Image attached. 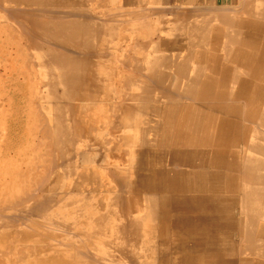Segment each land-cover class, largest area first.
<instances>
[{
    "label": "bare ground",
    "instance_id": "1",
    "mask_svg": "<svg viewBox=\"0 0 264 264\" xmlns=\"http://www.w3.org/2000/svg\"><path fill=\"white\" fill-rule=\"evenodd\" d=\"M129 1L125 0L121 8L114 10L111 9L113 6H105L108 10L101 11L99 5L97 12L103 18L100 20L95 13L98 19L89 16V0H6L7 6L9 3H21L29 8H39L38 12L43 14L46 13L45 9H50L55 14L65 11L68 13L66 18L55 16V20L50 22L28 18L31 19L28 24L34 26L37 32H42L50 41H55L49 47H43V43L41 46L40 42L33 45L42 54L48 71L50 68V81L45 86L51 91L56 104V124L54 128H47V133L44 134L52 138L54 143H51L56 147V153L66 159V163L60 166L68 168L62 171L63 168L59 167L61 161L58 164V155H54L58 161L55 163L58 167L54 175L59 181L65 174L80 176L78 181L76 179V182L60 187V190L64 189L61 197L65 206L56 212L55 221L72 232H77V236H74L84 241L86 237H96L94 233L101 228L98 224L112 223L113 227L102 231L104 234L99 236L105 238L106 234H111L112 238H119L115 248L121 254H128L121 242L124 237L128 238L135 249L132 256L123 255V258L130 260L132 264H138L140 256L151 260L143 264L157 263L156 258L160 254L153 258L151 253L158 246L153 247L149 243L155 236L162 241L161 250H164L161 252L160 264H264L263 248V257H243L245 252L261 254L258 244L264 242V226L258 225L259 221H264V161L256 158L257 155L264 157V85L250 84L239 74L241 71L264 73V0H238L240 5L236 12L228 7L222 8L223 5L218 1L212 6L213 10H207L201 7V0H186L178 9L185 12L166 13L174 16L173 32L167 38L162 35H158L157 39L147 36V41L135 37L131 47L141 49L143 58L123 63L122 58L120 61L117 56L122 54L118 53L120 47L114 44V48L108 41L103 42L104 35L109 30L122 29L118 15L139 19L140 24L144 21V16L147 15L146 22L150 19V14L133 13L131 9L128 11L129 7L125 10ZM9 7L11 8L10 5ZM122 8L124 10H120ZM73 10H79V13L72 15L75 14L71 12ZM20 11L21 9L18 12ZM107 11L111 14L107 15ZM0 13L5 16L2 11ZM135 14L139 16L136 17ZM13 16L11 17L14 18ZM20 21H16L17 24ZM138 23H134L135 27L129 33L132 34L141 27H138ZM145 23L143 25L146 26ZM22 25L20 24L21 27ZM123 26L127 27L126 23ZM34 29L32 31L28 28L32 31L31 34L37 35ZM213 31V36H209ZM115 39L118 40V37ZM100 40L103 43H99ZM62 44H67L72 49L66 50ZM206 45L211 48L209 51ZM134 47L130 49L133 50ZM161 50L165 54H160ZM95 59L100 61L99 66L95 64ZM108 59L113 67L111 71L101 66ZM173 73L177 78L175 82L172 79ZM15 82L10 84L18 85ZM255 85L258 86L259 93L252 96L248 90ZM60 89L62 92L57 93ZM152 89L157 91L150 92ZM28 99L24 101L26 105ZM252 102H256L254 104L257 108L247 109ZM244 105H247V111L242 113L241 107ZM16 107L22 108L18 105ZM24 111L27 112L23 109ZM5 116L2 117L5 119ZM142 118L150 120L143 122ZM255 118H258L257 126L263 128L262 131H256L254 126H245L246 121L251 122ZM254 135L256 141L253 142L251 138ZM77 137H81L82 141L77 142ZM242 141L246 144L240 148ZM89 147L90 150H99V159L93 160ZM244 152H247L246 157ZM251 154L255 157L250 156ZM4 162L2 165L7 166L8 162ZM24 162H21L22 165ZM94 163L98 171L84 169ZM11 167L8 168L9 171L13 168ZM22 176L19 175L21 178ZM12 178L13 174L11 180ZM6 186L4 188L9 185ZM55 186L47 188L46 192H50L46 194L50 196L51 192L54 193ZM8 190H5L6 194L10 191ZM40 190L43 191V188ZM7 200L10 201L8 198ZM61 211L64 213L60 214ZM3 219L8 220L7 216L0 215V226L6 227ZM71 221L74 223L71 224ZM73 224L76 228L72 227ZM234 232L240 236L243 250L234 251ZM26 234L0 231V242L13 245L9 254L16 257V262L13 263L12 258L5 256L0 264L31 263L26 256V249L20 247L25 240L26 243L32 242L31 236ZM49 235L52 237L53 234ZM56 237L53 235L52 238L57 240ZM221 239L225 245L220 243ZM89 244L82 242L64 253L56 249L55 252L60 255L55 254V259H42L39 262L82 264L76 255L83 253L90 247ZM67 246L70 244L67 243ZM222 249L228 250L232 257L239 253V260L228 261L226 257L222 258V252L218 251ZM5 260L10 263L4 262Z\"/></svg>",
    "mask_w": 264,
    "mask_h": 264
},
{
    "label": "rangeland",
    "instance_id": "2",
    "mask_svg": "<svg viewBox=\"0 0 264 264\" xmlns=\"http://www.w3.org/2000/svg\"><path fill=\"white\" fill-rule=\"evenodd\" d=\"M124 1L123 0L122 1L121 0H117L114 3V2H111V0H89L87 5L89 7V10L92 12V13L90 12L89 16L97 18V19H98V17H100V20H102L103 18H101V15L98 14V12H97V10H99L98 9L99 5H101V9H100L101 11L108 10V8H106L105 6H110V7L113 6V7H111V9L114 10V9L121 8V6H123L125 4ZM0 4L3 5V7H2V5H0V7L2 8V9L0 8V11H2L5 14V16H6L5 17L3 14L0 13V27H1L0 28V40H1L0 41V160H1L0 163L3 160L6 161V163L8 162L7 166H6V164L2 165L3 163H5L4 161L0 164L1 165L0 166V170H1L0 171V184L2 182L4 183V184L2 183L1 186H0L1 187V189H0V198L3 197L2 198L3 200L0 199V215L7 216V219H8L7 221L5 219H3L5 221L4 224H5L6 227L0 226V227L3 228V229H0V231L1 230H5V231H9V234L15 233L16 235H19V232H25V233H27L26 235L31 236L30 239H32L31 240L32 242L26 243V240H25V242H23V244H20L21 249H23V247L26 249V256L28 257V261L31 262L30 264H62V263H58V262L44 263V262H39V261H43L42 259H44V261H47V260H49L51 258H54V255L58 254V253L55 252L56 249L58 251H61L62 253H64L65 251H67L71 247L75 248L76 246H79L80 243H82V242L84 243L85 241L88 244L89 243L91 244V245L89 244L90 247L86 248L83 251V253H77V255H76L77 258L80 259L82 264H132V263L129 262L130 260L123 258V255H127V257L129 255L132 256L133 255L132 252L135 249L133 247V244L128 240V238L124 237L123 240L121 241L124 244V249L128 250V254H121V253H119L117 251V248H115V245L119 243V240H118L119 238L118 239L115 238V237L112 238L111 234H106L107 236L105 238H102V237L99 236L100 234H104L102 231L105 232V230H110L111 227H113L112 223H110V224L108 223V225H106V223L105 224H98L97 223L98 225H101L100 227L102 229L98 228L97 232L94 233V235L96 236L95 237L96 239L94 237H86L85 241H84L83 239H81L79 237H76L77 236V232H72L71 229H68L65 225H64L65 226L64 227L63 224L58 223L57 221H55L56 212L64 209V206H65V205L62 204V200H64V199H63V197H61V192H63L64 189L60 190L61 189L60 187L61 186L64 187V184L65 185L66 184H72L73 182L78 181V177H80V176L74 175V173H72V175H68V174L66 175L65 174V175H62L61 180L59 181L58 178L54 175L55 170L58 167V166L55 165V163L58 162L56 160L59 159L58 164L61 161V163L59 164V167H61L60 165L62 163L63 164L66 163V159L62 158V155H58L56 153V150H55L56 147L52 144V143H54L52 141V138L49 137L48 134H44L45 132L47 133V130H46L47 128L48 129L49 128H54V126L56 124V122H55L56 112H55V109H54L56 104H55V102H54V100L52 98L51 91L45 86L50 81V79H49L50 68H49V71H48V67L45 65V62L43 61L42 54L39 51L35 50V48H33V45L36 44V42L37 43L40 42L41 46H42V43H43V47H49V46L52 45V42L55 43V41H50L51 39H49L45 34H43L42 32H37L34 29L35 28L34 26L28 24V21L31 20V19L28 20V18H35L38 21L42 20V21L50 22V20L51 21L55 20L54 19L55 16L66 18L68 13L61 12V13L55 14L54 12H51L50 9H45L44 11H46V13L43 14V12L42 13L38 12L39 8H29V7L21 5V3H18V4L9 3V5L11 6V8H10L9 5L7 6L8 3L6 2V0H0ZM116 5H118L119 7L115 8ZM125 6H127V3H126ZM5 7H6V9H5ZM8 7L10 8L9 9L10 11L8 10ZM20 9H21V11L18 12ZM92 9H93V11H92ZM126 9H127V7H126ZM16 10H18V11H16ZM120 10H124V9L122 8ZM5 11H6V13H5ZM41 11H42V9H41ZM31 12H33V13H31ZM94 13L96 15H98V17L96 15H94ZM30 14L33 15V16H31ZM34 14H35V16H34ZM110 14H111V12L109 13L107 11V15H110ZM112 14H114V13H112ZM13 15L17 16V18H15ZM72 15H76V14H72ZM135 15H136V17L139 16L138 14H135ZM11 16H13L17 20H14V18H12ZM149 16H150V19L147 20L148 22L145 21L147 15L144 16V21L143 20L141 21V24H142L141 25L139 19H131L128 16L125 17L123 15H118L117 16L119 18L118 21L122 22L121 23L122 24V27H121L122 29L121 30H119V29H117V30H109L104 35L105 41H103V42H107L108 41L109 45L114 46V48H115L114 44H116L117 47H120V50H118V53L120 52L122 54L119 53L120 55H117V56H118V59L120 61L123 60V63L130 62L129 60L143 58L142 57V52L143 51H141V49H139L136 46L135 47L133 46L134 47L133 50L130 49V48H133L131 46H132V43H134L133 39H135V37H137V38L140 37V38L144 39V41H147V36L157 39L158 35H162L163 37L167 38V36H169V33L173 32L174 28L172 26V22H173L174 16H172L170 14H163V16H161V14H152V15L150 14ZM25 17H27V18L24 19ZM133 20H135V21H133ZM16 21H20L21 23L18 22L19 24H17ZM123 22L126 23V26L129 29L127 27L123 26L125 24ZM133 22L134 23L135 22H139L138 24H140V25L138 27L141 26L140 27L141 29L145 26V25H143V22L144 23L146 22L145 23L146 26L144 27L145 29L141 30L139 28L137 30H134L135 34L134 33L131 34V32L129 33V30H133L134 27H135ZM20 24H23L22 27L20 26ZM24 25H27V27L30 28L32 31L34 29L35 30L34 33H36V34L38 33V34L37 35L31 34L32 31H29L28 28L25 27ZM164 25L166 26V28H164ZM31 26H32V28H31ZM21 28H26V29H23V30H25V31H23ZM120 31H121V33H120ZM138 31L141 32V33H139ZM24 32H25V34H24ZM27 33H29V34H27ZM125 33H128V34H125ZM145 33H146V35H144ZM156 33H158V34H156ZM206 34H207V32H206ZM213 34H214V31L210 32L209 36L212 37ZM125 35H126V37H125ZM142 35H143V37H142ZM200 35L204 36L203 33H200ZM115 37H118V40H116ZM119 37H120V39H119ZM44 38L47 39V40H45ZM151 38H149V40ZM27 39H29V40L27 41ZM122 40H125V41H122ZM166 41H168V39H166ZM103 42L100 40L99 43H103ZM66 45H63V47L65 49L67 48L66 50L72 49V47L69 46L70 48H68V45L67 46ZM149 46H151V44ZM206 46H207V49L209 51L211 48L208 45H206ZM257 48H259V47H257ZM36 51H37V53H38L37 55L39 57L36 56ZM32 52H34V53H32ZM128 54H130V55H128ZM160 54H165V51L161 50ZM33 55L36 56V59H35V57ZM115 55H116V53H115ZM121 55H123V56H121ZM125 55H127L128 57L125 56ZM136 55H137L138 58L136 57ZM10 56H11V58L9 59ZM19 57H20V59H19ZM125 57H126V59H125ZM129 57H131V58L129 59ZM121 58H122V60H121ZM109 60L110 59H108L105 62V64L101 65V66H105L107 71H111L113 69V67H112V65H111ZM119 60H118V62H119ZM94 61H96L95 64H97L98 66L100 65V61L98 59L97 60L95 59ZM106 63H108V64H106ZM231 65L236 66L234 63H231ZM107 67H110V68H107ZM17 70L20 71L19 74H18L19 71H17ZM37 70H39V72ZM22 71L24 72L23 75L21 74ZM13 72H15L17 75H21V76H17L14 73L16 75V77L14 78ZM239 74H240V76H242V78L246 79L250 84L256 83L257 85H260V84L264 85V73L256 74V73H251L249 71H241ZM245 74H246V76H245ZM249 74L252 77V79L249 76ZM9 77H11V78H9ZM172 79H173V82H175V80H177V78L175 77L174 73H173ZM25 80L26 81L28 80L27 83H26ZM15 81L17 82L18 85H15V84L12 85ZM10 82L12 84H10ZM26 84L28 85V87H27ZM11 85H12V87H11ZM257 85H255L254 88L251 87L249 89V90H252V92H250L248 90L250 95L253 96V95L259 93V92H257V90H258V86ZM7 86H9V88ZM15 86L17 87L16 89H18V90L15 89ZM12 88H14V89H12ZM37 89H38V91H37ZM10 90H11V92H10ZM12 90H14V91H12ZM234 90H235V88H234ZM33 91H34V95H33ZM13 92L15 94H13ZM26 92L29 93V96L31 95L30 98L28 96V93H26ZM61 92H62V90L60 89V91H58L57 93H61ZM21 93H23V95ZM25 96L28 97L30 100L28 98H26ZM33 96H34V98H33ZM187 96L188 95H186V97ZM22 97L23 98L25 97L26 100L24 98L23 101L20 102L22 100ZM27 99H28V101L30 103L28 102L27 105H26V102H24V101H27ZM7 100H10V101L12 100L11 102H14V103H11V102H9ZM38 102H41V103H38ZM50 102H52V103H50ZM254 103H256V102H254ZM254 103L252 102V104L249 105L250 107H248L247 109L253 108V107L257 108V105L254 104ZM23 104H25L26 106L23 105ZM28 104H30V106H32V107H29ZM39 104H41L42 106L39 105ZM16 105L21 106L22 108L24 107L23 109L27 110V112L29 114L26 111L23 112L22 108H21L22 110L21 109H16L17 108ZM45 105H47V106H45ZM48 105H49V107H48ZM245 107H247V105H244V106L241 107L242 113H245L247 111V109ZM262 107H264V101H263ZM1 108H3V109H1ZM6 108L8 110H10V111L6 110ZM4 110H6V111H4ZM31 110H34V112L31 111ZM48 110H50V111H48ZM16 111H18V112H16ZM20 111H21V113L23 115L20 113ZM6 112H8V113H6ZM3 114L6 115L5 119H4V117H2V116H4ZM10 115H12V116H10ZM45 117H47V118H45ZM35 120H37V121H35ZM149 120H150V118H142L143 122H146V121H149ZM257 120H258V118H255L253 121H251V122L246 121L244 124H245V126H251V127L254 126V129L256 128V131H258V129H260V131H262L263 128H259L257 126ZM45 123H46V126H45ZM53 123H54V125H53ZM38 125H39V127H38ZM251 139H252L251 141H253V140L256 141L255 135ZM79 141H82L81 137L78 138L77 142H79ZM244 144H246L244 141L240 142V148ZM10 147H12V149H10ZM4 148H5V151H4ZM90 149H91V147H89V153H91V155H93L92 156L93 160L94 159L95 160L99 159V156H98V155H100L99 150H97V149L96 150H90ZM18 151H20V152L18 153ZM5 152L8 153V154L4 155ZM45 152H47V153H45ZM246 153L247 152H244V155ZM45 154H48V155H45ZM23 155L26 156L25 159L27 161L23 158L24 157ZM54 155H56V156L58 155L57 159H56V156H54ZM244 155H241V156H244ZM59 156L62 159H60ZM250 156L255 157V155L253 156L252 154ZM35 157L38 158V159H36ZM245 157H246V155H245ZM7 158H8L9 161L7 160ZM42 158L43 159L48 158L51 161L45 159L46 160V162H45V160H43ZM51 158L53 159V161H52ZM256 158L261 159V160L264 161V159H263L264 157L261 156V155H257ZM35 159L38 160V161H36ZM14 161H16V162H14ZM21 162H24L23 165H22ZM28 162H30L31 164L30 163L28 164ZM42 162H44L45 164L42 163ZM48 162H50V163H48ZM9 163H12V164L9 165ZM25 163H26V165H25ZM39 163H40V165H39ZM46 165H48V168H47ZM10 167L12 169H10V171H9L8 168H10ZM21 167L22 168L24 167V168L22 169ZM1 168L2 169L4 168L3 170L7 169V170H5L6 172L3 171ZM17 168H18V170H17ZM61 168H63L62 171L68 170L67 166H65V165H64V167H61ZM35 169H37V170H35ZM84 169L85 170L86 169H88V170L92 169L94 171H98L97 170V166H95V163L92 164V166L90 165L88 167H85ZM23 170H24V172H23ZM28 170H30V172H29L30 175L28 174ZM12 174H13V178L11 180ZM21 174L23 175L22 178L19 177V175H21ZM41 174H43V175H41ZM31 176H32V178H31ZM41 176H43L42 179H41ZM36 177H37V180H36ZM47 177H49V178H47ZM50 178H51V180H50ZM9 179L11 180V182L8 181ZM38 179H41V181H39ZM5 181H6V184H5ZM17 181H19V182H17ZM20 181H22V182H20ZM27 182H29V183H27ZM36 183H39V184L36 185ZM57 184H58V186H57ZM6 185L7 186L9 185L10 188H9V186L7 187ZM27 185H28V187H27ZM54 185H56L55 186L56 188L53 190V192L54 191L55 192L54 193L51 192L52 195L50 193V196L47 195L50 192V191H47L48 193L46 192V190H48L47 188H50V187L54 188ZM5 186L7 188H4ZM96 187H97V185H96ZM41 188H43V191L40 190ZM4 189L6 191H7V189H9L10 191L8 190L9 192H7V194H6V191ZM23 192H24V194H23ZM2 193H3L4 196L2 195ZM29 193L32 194V195L30 196ZM16 194H17V196H15ZM26 194H29L30 197L26 196ZM112 194H114V193H112ZM75 195H77V194H75ZM20 196L23 198L22 200H21ZM25 196H26V198H25ZM46 196L47 197L49 196V198H47ZM16 197H19V199L16 198ZM45 197L47 199H45ZM7 198L10 201H8ZM77 198L80 200V198L78 196H77ZM11 199H12V203H11ZM16 199H18V200H16ZM24 199H26V200H24ZM29 199H30V201H28ZM13 202L15 204H13ZM39 202H42L41 203L42 205L39 204ZM21 203H22V205H21ZM18 204H19V206H15V205H18ZM110 205H109V207H110ZM63 213L64 212H62V211L60 212V214H63ZM136 216H137V214H136ZM235 217L238 218L237 215H235ZM72 222L73 221H71L70 223L72 224ZM105 225H106V227H105ZM258 225L259 226L260 225L264 226V221L263 220L259 221ZM72 227L76 228V225L73 224ZM66 228H67V230H66ZM99 231H101V233H99ZM32 234L34 236H32ZM49 234H53V235L57 236L56 237L57 240L56 239L54 240L52 238L53 235L51 237V235H49ZM74 235H76V236H74ZM232 235H233L232 236V241H233V244H234V251H235V249L237 251L243 250L244 246H243V249H242V246H240L241 245L240 236L237 234V232H234ZM263 236H264V234H263ZM263 239H264V237H263ZM100 242L102 244L104 243L105 246L102 245ZM67 243H69L70 246H67ZM71 243H72V245H71ZM149 243H150V246H153V247H155V246L157 247L158 246V248H155L156 250L151 253V256L154 258V257H157L156 255L160 254V256H158L156 258V259H158L156 264H160L161 263L160 260H161V257H162L161 252L164 251V250H161L163 248V247H161L162 241L158 237L155 236L153 239L149 240ZM220 243L225 245L223 239H221ZM129 244H132V245L129 246ZM260 244L261 245L258 244V246L261 249V252H262L261 254H257V253L254 254V253H251V252H248V253L245 252V253H243V257H245V258L249 257V259L254 257V256L263 257L262 248L264 249V242H262ZM6 245H7V247H6ZM12 247H13V245L9 246L6 243L0 242V256H2V258L0 257V260H4V257L6 256L8 258H12V260H14L13 263L16 262V257L12 256L11 254H9V251L12 250L11 249ZM7 249H9V250H7ZM224 249L218 250V251L222 252V254H223L222 258L225 259V257H226V259L228 261L229 260H237V261L239 260V257H240L239 253H235L234 256L232 257L231 254L228 253V250L226 251ZM156 251H157V253H156ZM108 252H110V255L112 254V256H110L108 254ZM208 254L210 255L211 253H208ZM58 255H60V254H58ZM138 260H139L138 264H143V262L151 261L149 258L148 259L143 258V256H140V258H138ZM4 262L10 263L7 260H5ZM262 262H264V261H262ZM23 264H25V263H23Z\"/></svg>",
    "mask_w": 264,
    "mask_h": 264
},
{
    "label": "crops",
    "instance_id": "3",
    "mask_svg": "<svg viewBox=\"0 0 264 264\" xmlns=\"http://www.w3.org/2000/svg\"><path fill=\"white\" fill-rule=\"evenodd\" d=\"M152 1L154 3H152ZM155 1H156V4H155ZM157 1H158V3H157ZM185 1L186 0H150V1L149 0H130L129 5L127 6V8L129 7L128 8L129 10L128 9H126V10L130 11V9H131V12H133V13H140L141 12V13H147V14H151V13L152 14H166V13H170V12L172 13L174 11L173 13L179 14V13L185 12L183 9H181V11L178 10L179 8L182 7V5ZM216 1H218L219 3H221L223 5L222 8L228 7L230 9L234 10V12H236V10L239 8V5H240V3H239L240 0L239 1L238 0H201V7L203 9L213 10L212 8H214V7H212V6L215 5ZM168 5H170V6H168ZM172 5H174V6H172ZM135 8H137V9H135ZM155 8H157V9H155ZM139 9H141V10H139ZM164 10H166V11H164ZM167 10H168V12H167ZM71 12L78 14L79 10H73ZM65 13H67V11H65ZM119 39H120V37H119ZM155 91H157V90L156 89L150 90V92H153V93ZM250 259H253V258H250ZM258 263H260V262H258ZM260 264H262V263H260Z\"/></svg>",
    "mask_w": 264,
    "mask_h": 264
}]
</instances>
